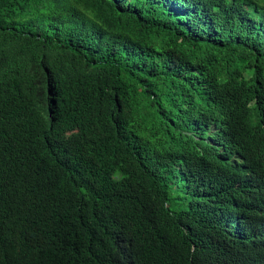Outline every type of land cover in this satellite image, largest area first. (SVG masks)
I'll return each mask as SVG.
<instances>
[{
	"label": "trees",
	"instance_id": "1",
	"mask_svg": "<svg viewBox=\"0 0 264 264\" xmlns=\"http://www.w3.org/2000/svg\"><path fill=\"white\" fill-rule=\"evenodd\" d=\"M0 264H264V0H0Z\"/></svg>",
	"mask_w": 264,
	"mask_h": 264
},
{
	"label": "rangeland",
	"instance_id": "2",
	"mask_svg": "<svg viewBox=\"0 0 264 264\" xmlns=\"http://www.w3.org/2000/svg\"><path fill=\"white\" fill-rule=\"evenodd\" d=\"M172 203H174L173 208L176 207L175 211H180V210H184V209L186 210L188 208L187 202H182L181 200H175Z\"/></svg>",
	"mask_w": 264,
	"mask_h": 264
}]
</instances>
